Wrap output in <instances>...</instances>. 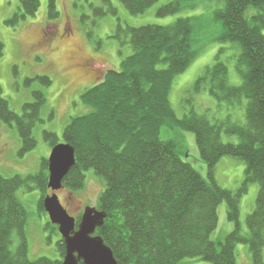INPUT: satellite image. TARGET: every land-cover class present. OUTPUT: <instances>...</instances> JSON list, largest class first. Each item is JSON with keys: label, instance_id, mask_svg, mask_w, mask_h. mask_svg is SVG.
I'll return each instance as SVG.
<instances>
[{"label": "trees", "instance_id": "1", "mask_svg": "<svg viewBox=\"0 0 264 264\" xmlns=\"http://www.w3.org/2000/svg\"><path fill=\"white\" fill-rule=\"evenodd\" d=\"M118 1L136 16L160 0ZM184 1L162 7L158 16L180 13ZM211 1L223 5L213 15V21L220 25L217 40L241 49L238 72L242 84L232 86L227 66L218 60L206 68L189 94L205 91L230 107L247 101L245 122H235L230 116L211 122L193 111L179 119L173 111V83L202 51L195 36L201 20L185 18L170 26L123 28L119 24L113 38L122 46L129 45L131 55L123 60L120 71H108L101 83L81 95L82 105L90 111L73 118L64 132L63 143L74 148L76 164L65 177L63 189L82 191L85 173L90 170L104 183L96 209L107 218L96 235L112 250L117 264H181L186 259L238 264V245L249 246L252 264H264V0ZM103 3L104 8L93 10L94 17H118L109 0ZM39 8L40 0H22L20 13L8 24L18 25L35 16ZM48 16L50 20L59 17L56 0H49ZM91 25L97 28L98 22ZM87 36L95 40L92 31L87 30ZM3 54L0 39V59ZM37 80L46 86L52 84L48 77ZM32 81L28 79L26 84ZM2 94L0 86V120L17 129L22 142L20 155L24 156L37 146L33 133L41 123L46 97L43 92H35V102L26 104L18 115ZM164 127L194 134L199 157L208 169L207 179L184 161L174 141L161 138ZM223 133L238 142L224 143ZM44 139L52 148L60 144L55 133L44 132ZM223 158L236 159L246 167L245 180L235 192L216 181V168ZM48 183V159H43L35 175L0 176V264L63 263L66 246L58 228L50 222L47 226L60 237V260L31 261L28 255V213L18 192L36 186L41 192L39 209L44 213V199L50 194ZM252 184L260 190L256 209L247 218L245 235L240 224V202ZM222 204H226L228 221L235 228L217 243L212 235L219 226L218 209ZM81 219L82 215L77 218V227ZM14 233L20 237L15 252L11 250Z\"/></svg>", "mask_w": 264, "mask_h": 264}, {"label": "rangeland", "instance_id": "2", "mask_svg": "<svg viewBox=\"0 0 264 264\" xmlns=\"http://www.w3.org/2000/svg\"><path fill=\"white\" fill-rule=\"evenodd\" d=\"M21 1L0 0V39L4 45V54L0 59L2 96L9 102L10 109L18 115L23 113L26 104L35 102V92H43L46 105L41 113V123L37 124L33 133L37 146L24 156L20 155L22 142L17 129L8 127L0 120V176L10 178L15 175L28 177L37 174L43 159H49L52 150L50 143L44 139V132L55 133L59 142L63 143L64 132L71 120L90 111L82 105L81 95L101 83L108 71H120L123 60L132 53L129 45L122 46L113 38L119 24L123 28L170 26L179 19L199 18L201 21L195 36L197 47L202 48V51L194 63L175 79L170 94L171 107L179 119L193 111L211 122L225 120L229 116L235 122H245L247 101L230 107L224 102L219 103L205 91L189 94L206 68L213 66L218 60L227 66L230 84H242L238 72L240 47L217 40L220 25L213 21V15L223 7L220 2L185 0V8L180 13L160 17L158 11L162 7L178 0H160L146 13L136 16H132L118 0H109L118 10V17L108 15L98 19L94 17L93 10L104 8L103 0H56L59 17L50 20L49 0H40V8L35 16L27 17L18 25L12 26L8 22L20 13ZM93 22H98L97 28L92 27ZM87 30L93 32L94 41L88 38ZM87 66L90 67L88 75L84 72ZM40 77L50 78L52 84L46 86L37 80ZM28 79L33 81L26 84ZM161 138L174 141L184 161L207 179L208 169L199 157L194 134L164 127ZM222 141L237 143L238 139L223 133ZM245 170L242 162L223 158L216 168V181L222 188L235 192L245 180ZM85 174L86 183L82 191L72 193L62 189L58 192L61 203L75 219L83 215L86 208L97 207L105 187L93 170ZM259 190L257 184L250 185L240 202V224L245 235L248 231L246 221L256 209ZM18 197L28 213L26 239L29 259L60 260L57 250L60 234L51 231L47 226L50 222L48 214L39 209L40 190L36 186H32L31 190L23 188L18 192ZM218 215L219 226L213 233L212 240L221 243L233 232L235 226L228 221L226 204L220 205ZM19 244L20 237L14 233L11 250L15 252ZM236 259L238 264H252L248 245L237 246ZM181 264L210 263L200 259H186Z\"/></svg>", "mask_w": 264, "mask_h": 264}, {"label": "water", "instance_id": "3", "mask_svg": "<svg viewBox=\"0 0 264 264\" xmlns=\"http://www.w3.org/2000/svg\"><path fill=\"white\" fill-rule=\"evenodd\" d=\"M49 162L48 187L52 194L44 199V209L50 223L58 228L65 246L66 255L62 264H117L112 250L97 234L107 215L96 208L85 209L81 222L71 216L61 203L58 192L63 189V181L76 164L75 150L61 143L52 148Z\"/></svg>", "mask_w": 264, "mask_h": 264}, {"label": "flooded vegetation", "instance_id": "4", "mask_svg": "<svg viewBox=\"0 0 264 264\" xmlns=\"http://www.w3.org/2000/svg\"><path fill=\"white\" fill-rule=\"evenodd\" d=\"M90 68V67H89ZM89 68L88 66L84 69V72L88 75L89 74ZM65 206V205H64Z\"/></svg>", "mask_w": 264, "mask_h": 264}]
</instances>
